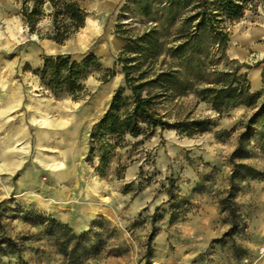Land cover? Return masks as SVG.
I'll return each instance as SVG.
<instances>
[{
	"label": "rangeland",
	"instance_id": "obj_1",
	"mask_svg": "<svg viewBox=\"0 0 264 264\" xmlns=\"http://www.w3.org/2000/svg\"><path fill=\"white\" fill-rule=\"evenodd\" d=\"M125 1L80 0L84 26L58 43L47 36L48 16L29 30L22 0H0V264H264V136L247 139V156L235 159L261 175L235 179L228 196L229 155L247 106L219 117L190 91L166 108L210 120L193 134L157 127L146 138L126 136L103 172L86 157L92 124L124 86L116 58L126 41L116 26L136 34L158 21L137 13L134 0L121 13ZM56 53L97 56L100 69L80 97L53 92L34 73ZM225 53L249 64L240 70L251 91L261 89L264 0L230 26ZM80 233L88 243L68 237ZM92 242L97 249L78 260L61 251Z\"/></svg>",
	"mask_w": 264,
	"mask_h": 264
},
{
	"label": "trees",
	"instance_id": "obj_2",
	"mask_svg": "<svg viewBox=\"0 0 264 264\" xmlns=\"http://www.w3.org/2000/svg\"><path fill=\"white\" fill-rule=\"evenodd\" d=\"M261 2L134 0L137 13L158 14V21L143 24L136 34L128 33L123 25L116 26L115 33L126 41L116 58L124 86L113 91L107 108L89 131L86 157H97V171L103 172L112 151L126 144V136L146 138L157 127L191 135L204 127L210 121L207 118H189L166 108L191 91L197 102L208 103L219 117L240 104L250 109L240 120L237 143L229 155L232 170L228 196L233 195L235 179L261 175L255 167L235 162V159L247 156L244 146L247 139L255 134L264 136V68L261 89L251 91L246 74L240 70L250 65L229 59L225 53L230 26L246 9H255ZM130 3L131 0H126L120 12L124 13ZM46 5L49 11L44 13ZM19 12L29 30H34L44 15L48 16L51 30L47 36L58 43L83 27L87 15L80 0H22ZM99 69L100 62L93 53L80 59L70 53H56L44 55L34 73L41 84L53 92L78 98L84 92L86 76ZM113 74L114 70L109 69L102 79L107 80ZM125 88L129 93H124ZM167 193L169 200L174 198L172 180H169ZM68 237L89 242L86 233ZM94 243L69 252L61 251L70 261L78 260L82 254L97 249Z\"/></svg>",
	"mask_w": 264,
	"mask_h": 264
},
{
	"label": "bare ground",
	"instance_id": "obj_3",
	"mask_svg": "<svg viewBox=\"0 0 264 264\" xmlns=\"http://www.w3.org/2000/svg\"><path fill=\"white\" fill-rule=\"evenodd\" d=\"M39 122L41 123V122H43L42 120H39ZM57 164H60V163H58V162H54L53 164H49L48 165V167H51V166H53V165H57ZM88 198V197H87Z\"/></svg>",
	"mask_w": 264,
	"mask_h": 264
}]
</instances>
